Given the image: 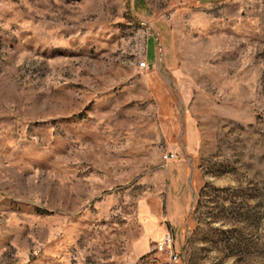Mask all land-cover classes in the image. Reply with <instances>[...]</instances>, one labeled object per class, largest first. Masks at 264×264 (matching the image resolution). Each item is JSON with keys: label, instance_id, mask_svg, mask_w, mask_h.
I'll list each match as a JSON object with an SVG mask.
<instances>
[{"label": "rangeland", "instance_id": "obj_1", "mask_svg": "<svg viewBox=\"0 0 264 264\" xmlns=\"http://www.w3.org/2000/svg\"><path fill=\"white\" fill-rule=\"evenodd\" d=\"M0 264H264V0H0Z\"/></svg>", "mask_w": 264, "mask_h": 264}, {"label": "crops", "instance_id": "obj_2", "mask_svg": "<svg viewBox=\"0 0 264 264\" xmlns=\"http://www.w3.org/2000/svg\"><path fill=\"white\" fill-rule=\"evenodd\" d=\"M155 55L151 57L155 62ZM183 162H171L167 169L166 190L164 197L166 224L156 225L155 214L145 217V232L136 244V247L143 252H147L153 246V242L158 241L166 232H171L174 236L179 235V247L183 242V236L179 229L182 217L187 211L191 189L188 183L187 174ZM138 245V246H137Z\"/></svg>", "mask_w": 264, "mask_h": 264}, {"label": "built area", "instance_id": "obj_3", "mask_svg": "<svg viewBox=\"0 0 264 264\" xmlns=\"http://www.w3.org/2000/svg\"><path fill=\"white\" fill-rule=\"evenodd\" d=\"M138 65L140 68L148 67L145 61L139 62ZM150 250L166 254L172 262H176L179 259V254L173 249V235L171 232H166L160 241L153 244Z\"/></svg>", "mask_w": 264, "mask_h": 264}]
</instances>
